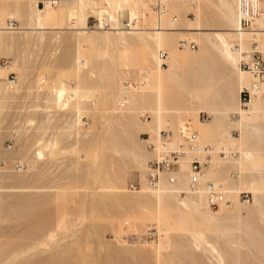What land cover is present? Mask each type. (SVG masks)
<instances>
[{
    "label": "rangeland",
    "instance_id": "374dc122",
    "mask_svg": "<svg viewBox=\"0 0 264 264\" xmlns=\"http://www.w3.org/2000/svg\"><path fill=\"white\" fill-rule=\"evenodd\" d=\"M40 1L0 0V186L16 188H0V264H264V116L231 114L246 109L230 52L235 0H166L167 31L157 0H60L38 26ZM157 46L167 54L158 90ZM144 71L147 91L119 108L121 82ZM180 122L201 155L209 148L208 176L236 190L225 204L209 209L188 188L155 195L175 188L163 173L148 185L149 143L160 129L176 142ZM224 145L234 156L219 157Z\"/></svg>",
    "mask_w": 264,
    "mask_h": 264
},
{
    "label": "built area",
    "instance_id": "2783aa9c",
    "mask_svg": "<svg viewBox=\"0 0 264 264\" xmlns=\"http://www.w3.org/2000/svg\"><path fill=\"white\" fill-rule=\"evenodd\" d=\"M59 0H43L39 2L40 7H55ZM237 7V26L235 31L244 33H253L255 28V19L258 18L260 12L259 0H235ZM153 8L158 14L164 13L163 5L159 0L153 4ZM123 27L130 28L135 26L134 21H123ZM131 22V23H130ZM93 25V24H92ZM9 29H14L16 24L12 20L7 21ZM177 47L193 49L194 43L179 39ZM238 50L237 67L249 76V81L242 85L238 90V101L242 108H247L250 100L256 96L264 98V41H251L246 48L240 49L239 45H234ZM157 59L162 61L165 53L161 50L157 51ZM131 84L129 81L121 82L122 89L128 88ZM177 137L174 147L157 148L154 150V143H149L151 150H154V156L149 161V166L146 172V181L149 186H156L160 174L166 175V180L170 185L176 182V173L178 160L182 156H186L188 160L187 168V188L189 192L195 193L199 188H203L205 192V204L209 209H214L228 201L225 185L219 181L204 180L201 181L205 165L209 162V148L205 145L201 147L204 152L201 155L198 149V141L196 132L191 129L186 123L181 129H177L174 133ZM172 131L169 129H160L157 133V140L162 144H166ZM9 148V145H6ZM216 153L220 158L226 156H234L233 151L224 152L218 149ZM1 162V160H0ZM21 165L14 164L13 168L19 169ZM130 189H135L134 183H129ZM242 201H247V192H238Z\"/></svg>",
    "mask_w": 264,
    "mask_h": 264
},
{
    "label": "bare ground",
    "instance_id": "6f19581e",
    "mask_svg": "<svg viewBox=\"0 0 264 264\" xmlns=\"http://www.w3.org/2000/svg\"><path fill=\"white\" fill-rule=\"evenodd\" d=\"M141 2L142 0H132V2ZM160 2H161V4L163 5V9H164V11H165V9H166V0H159ZM59 2H60V0H59ZM59 2L57 3V5L55 6L56 8L58 7V5H59ZM107 3H110L109 2V0H107ZM118 5V9L121 11V6H120V4H117ZM259 6H260V12H259V16H258V18L257 19H255V21H254V23H255V25H256V27L254 28V30L255 31H253V33H244V32H237V31H233V38H232V40H231V43H230V52H231V54L233 55V57H234V60H235V66H236V70L238 71V74H239V88L242 86V85H244V84H246L248 81H249V76L248 75H246L243 71H241L238 67H237V58H238V56H239V54H238V50H237V48H234V45L236 44V45H239V47H240V49H243V48H246V44H247V41H249V40H256V41H261V37H264V29H263V23H262V20H263V16H264V3H262L261 2V0H259ZM44 8V7H43ZM49 8H52V7H47V6H45V12H43V13H39V14H36V17H35V21H36V24L38 25V26H40L41 25V23L42 22H47L48 20H49V16H50V12L48 11L49 10ZM165 13L166 12H164V14H162V15H160V16H158V26H157V31H167V30H165L166 28H164L163 26H161L162 24V18H161V16L162 17H164L165 18ZM135 14V13H134ZM235 16H236V26H237V7H236V2H235ZM176 19L175 18H172L171 19V24L172 25H175L176 23V21H175ZM129 21H134L135 22V24H136V22H137V20L136 19H132V20H129ZM131 23V22H130ZM97 24H98V21H97ZM131 28V27H130ZM15 29V28H14ZM135 29H136V27H135ZM138 29V28H137ZM235 29H236V27H235ZM196 30H199V29H195V31ZM158 35V34H157ZM219 38V41H220V43L224 46L225 45V39H224V37H222V36H219L218 37ZM122 40V39H121ZM124 42V41H123ZM126 44V43H125ZM159 46H160V44H159ZM159 46H157V50H156V54H157V51H159ZM248 46V45H247ZM83 46H81L80 44H78V49H80V48H82ZM185 49H187V48H185ZM161 51H163V50H161ZM164 53H165V57L163 58V62H164V64L166 65V61H167V54H166V52L165 51H163ZM78 57H79V55H78ZM156 60H157V65H156V69H155V72H154V74L156 75V77H157V90H158V88H159V84H160V76H161V70H163L165 67H163V66H161V64H160V60L159 59H157V57H156ZM176 62V60L173 58L172 59V61H170V66H169V68L166 70V71H172V69H173V67H174V63ZM76 63V62H75ZM77 66H78V68L80 67V62H79V60H78V62H77ZM9 69L10 67L9 66H6V67H4L3 69ZM149 79H150V72L149 71H144V72H142L141 74H140V78H139V80H137V81H133L134 82V85H130L128 88V90H123L122 89V94H121V99H120V102H119V105H118V107L120 108V107H123L124 106V103H126V96H125V94L126 93H128L129 91H132L131 93H140V92H143V91H147V89H148V81H149ZM158 82H159V84H158ZM13 86H16V84L15 83H12V82H9L8 83V85H7V87L8 88H10V89H12V88H14ZM120 88H122L121 87V84H120ZM239 90V89H238ZM77 91V90H76ZM76 91H71V92H69V95H68V99H67V101L65 102V103H63V105H64V107H67L68 105H69V103L72 101V100H74V99H77V92ZM158 92V91H157ZM68 93V92H67ZM66 93V94H67ZM57 100H55V101H58V103H60L61 102V99H62V97H63V95H64V88L63 87H61L58 91H57ZM56 97V96H55ZM159 100H160V98H159V92H158V95H157V100H156V104H157V108H156V113L158 114V116H159V113H160V103H159ZM264 103V100L263 99H261L260 97H258V96H256V97H254V98H252L251 100H250V102L248 103V106H247V108L246 109H241L239 106H238V109H237V112L236 113H231V114H235V116H236V118H237V120H238V122H241L242 120H249V119H251L254 115H256V114H259V115H262V116H264V108H262L260 105H258L259 103ZM56 105H57V103H56ZM239 105V104H238ZM62 108V107H61ZM235 118V119H236ZM159 119V118H158ZM232 120V119H231ZM183 124H184V122H180V123H178V127H177V129H181L182 128V126H183ZM198 124H200V126H202V122H200V121H198ZM76 125H78V124H76ZM176 129V130H177ZM156 132V131H155ZM156 133H158V131L156 132ZM197 134V133H196ZM156 135V134H155ZM174 135V134H173ZM198 138V137H197ZM231 139L232 140H236V139H234L233 137H231ZM171 140H169L166 144H162L161 142H159L158 140H157V135L154 137V139H153V143H154V147H155V149H157V148H164V146H166V147H169V148H172V147H174L175 146V144H176V142H170ZM235 143V144H234ZM229 145H232V146H236V142H229ZM228 147L229 146H227V145H224V146H218V148L219 149H222L224 152H226V150L228 149ZM214 148H217V146H214ZM237 149V148H236ZM238 150V149H237ZM241 158V157H240ZM188 160H187V157L186 156H182V157H180L179 158V160H178V171H177V173H176V175H175V177H176V182H175V188H174V190H173V188L172 187H167V188H163V189H161V187H159V188H157L154 192H155V195H160V193H170V192H177L178 191V188H181V189H183V190H185L186 192L188 191L187 190V187H186V184H187V170L186 171H183L182 169H181V165L183 164V166H186V164H188V162H187ZM16 164H18V163H16ZM18 165H21V164H18ZM12 168H13V165H12ZM14 169V168H13ZM20 169V168H19ZM18 169V170H19ZM209 169H211V168H205L204 170V173H203V175H202V177H201V181H203V180H212L213 181V179L212 178H210L209 176H208V173H209ZM239 172V171H238ZM1 177V176H0ZM3 178H5V177H1L0 178V181H1V179L3 180ZM5 181V180H4ZM214 181H216V180H214ZM4 183H6V182H4ZM2 185V184H1ZM185 187H186V189H185ZM0 188L2 189H5V188H8V189H14L15 187H13V186H9V187H5L4 185L3 186H0ZM16 189V188H15ZM226 189V188H225ZM234 191H236V190H231L230 188H228V189H226V192H227V194L228 193H230V192H234ZM16 192V191H15ZM196 194L194 195V196H197V197H203L204 198V200H205V192L203 191V188L201 187V188H199L196 192H195ZM172 194V193H171ZM174 194V193H173ZM206 205V204H205ZM198 206V205H197Z\"/></svg>",
    "mask_w": 264,
    "mask_h": 264
},
{
    "label": "crops",
    "instance_id": "0c3cea01",
    "mask_svg": "<svg viewBox=\"0 0 264 264\" xmlns=\"http://www.w3.org/2000/svg\"><path fill=\"white\" fill-rule=\"evenodd\" d=\"M259 115V114H258Z\"/></svg>",
    "mask_w": 264,
    "mask_h": 264
}]
</instances>
